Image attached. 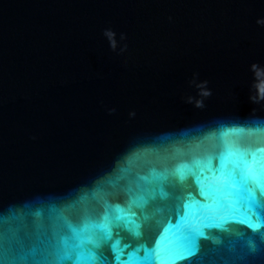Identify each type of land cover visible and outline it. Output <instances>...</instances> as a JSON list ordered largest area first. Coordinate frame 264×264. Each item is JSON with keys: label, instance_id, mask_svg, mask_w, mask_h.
<instances>
[{"label": "water", "instance_id": "1", "mask_svg": "<svg viewBox=\"0 0 264 264\" xmlns=\"http://www.w3.org/2000/svg\"><path fill=\"white\" fill-rule=\"evenodd\" d=\"M234 159L264 164V0H0L2 264H264L262 188L200 191Z\"/></svg>", "mask_w": 264, "mask_h": 264}, {"label": "snow or ice", "instance_id": "2", "mask_svg": "<svg viewBox=\"0 0 264 264\" xmlns=\"http://www.w3.org/2000/svg\"><path fill=\"white\" fill-rule=\"evenodd\" d=\"M252 71L255 72L256 68L253 66ZM232 166L227 168L225 165L220 169V179L213 178V182L208 185H202L200 188L202 195H207L213 199L219 205L217 201V196L221 195L222 187H227L228 194L224 197V203L219 205V207L224 211H233L236 207V197H238L241 192L247 194V200L249 202V207L254 208L256 205V194L254 188L250 185H255V187H261L264 191V187L260 183V172L264 171V164L253 159L251 162L247 159H234L229 160ZM183 179V177H181ZM173 187H175L173 185ZM182 207H187L183 204ZM255 214V213H253ZM261 226H264V216H258ZM253 230H256V226L252 225ZM197 236H203V233L198 229L194 228L192 225H187L182 236L183 245L181 251L185 254L184 258L194 257L198 254V245L196 242ZM108 237V233L105 232L104 236L101 238ZM110 238V237H109ZM99 247V245L97 246ZM124 247H129V245H124ZM173 254V250H165L164 252L153 251L151 257L144 256L138 257L134 261H127L125 264H169L168 257ZM2 264V262H0ZM89 264H109L108 261L104 260L103 257L97 252ZM115 264H121L117 259ZM189 264H196V262L189 260Z\"/></svg>", "mask_w": 264, "mask_h": 264}]
</instances>
